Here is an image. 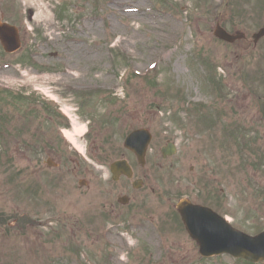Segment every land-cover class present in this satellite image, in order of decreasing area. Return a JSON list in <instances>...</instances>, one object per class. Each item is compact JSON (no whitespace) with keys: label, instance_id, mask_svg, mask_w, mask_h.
Masks as SVG:
<instances>
[{"label":"rangeland","instance_id":"rangeland-1","mask_svg":"<svg viewBox=\"0 0 264 264\" xmlns=\"http://www.w3.org/2000/svg\"><path fill=\"white\" fill-rule=\"evenodd\" d=\"M263 16L264 0H0L1 21L21 42L14 54L0 46V264H243L198 261L174 208L187 198L239 232L264 231V145L246 153L213 121L219 106L232 127L264 108V38L252 43ZM217 23L245 40H217ZM31 101L71 114L72 134L88 130L95 166L127 156L122 144L137 129L157 150L173 142L177 154L168 170L144 174L140 190L113 184L107 170H38L42 147L30 130L50 125ZM250 130L249 138L264 135ZM74 145L77 157L84 142ZM123 195L127 206L117 203Z\"/></svg>","mask_w":264,"mask_h":264},{"label":"water","instance_id":"water-1","mask_svg":"<svg viewBox=\"0 0 264 264\" xmlns=\"http://www.w3.org/2000/svg\"><path fill=\"white\" fill-rule=\"evenodd\" d=\"M214 36L225 42H233L235 39L241 38V35H237L235 37L229 36L219 27L215 29ZM262 36H264V30L259 32V34L256 35L254 39H258ZM0 41L7 52L15 50L19 46L16 30L6 25H0ZM141 134V132H136L131 135L127 139L126 145H130L134 140H136L135 138ZM201 210L203 209L197 208L195 211L196 214L189 212L186 213L185 209L183 208L180 210V214L190 235H192L193 226H195V222L198 220L204 224L207 223V220L209 219L213 222L220 221L209 211ZM221 229L223 230L224 234L214 237L216 240L215 246L210 244L211 240L214 243L212 235H206L201 231V229L197 230V236H195L193 233V237L200 244L202 252L206 251L207 249H215L218 253L228 254L233 258H244L253 262L264 259V233L256 238H248L236 232L234 233V231L232 232L228 229H223V226H221Z\"/></svg>","mask_w":264,"mask_h":264},{"label":"flooded vegetation","instance_id":"flooded-vegetation-1","mask_svg":"<svg viewBox=\"0 0 264 264\" xmlns=\"http://www.w3.org/2000/svg\"><path fill=\"white\" fill-rule=\"evenodd\" d=\"M45 110V109H44ZM46 112H48V110H45ZM50 112L48 113H45L44 111L41 112V114L44 116V118L46 120H49V123H50V127L49 129L51 130L52 134H44L46 131H44V129H40V135L36 138V140L38 142H41V143H49L50 145L49 146H46V147H43V153L46 155V159L48 157H53V158H60L58 156H61V157H65L66 156V159H67V162H72V167L69 168V167H57V163L55 164L54 163V169H57V170H83V171H88V170H110V165L113 163V161H111L110 165H108L107 167H95V168H92L90 165H86L83 161L81 160H77L71 155L72 152H71V149L69 146L66 145L64 139H63V136L60 135V127H64V123L62 122H57V119H53V116L55 114L54 110H50ZM59 121H63V120H60L58 119ZM43 128V127H41ZM54 128V130H53ZM56 129V130H55ZM55 132V133H54ZM170 142V141H167L165 145H167V143ZM154 144V143H153ZM152 142H150L148 148H147V151L145 152V156L143 158L142 161H138L137 158L130 152H126L129 156V159H125V155H121L118 160H115V161H125L127 164H128V167L129 168H121V170H131L132 171V174H133V177L131 180L127 179L125 176H121L119 178V183L121 186H123L124 188H126L128 185H132L134 181L137 180L138 182V186L140 187V189L144 188L145 186V178L144 174H146L147 172L149 173V170H168V167L166 166L167 164V160H169L170 158L174 157L171 156V157H166L164 158L163 155H162V148H164V152H166V154L169 152V150L166 149L167 146H161L159 147V149L157 150L154 146H153ZM89 154V157L91 158L92 155L90 152H88ZM57 156V157H56ZM94 159H98L94 156ZM114 161V162H115ZM98 163L99 160H98ZM50 164V163H48ZM165 165V166H163ZM173 169L172 167H170V170ZM193 170V169H191ZM122 174V173H120ZM137 176V177H136ZM121 182H124L125 184H121Z\"/></svg>","mask_w":264,"mask_h":264},{"label":"bare ground","instance_id":"bare-ground-1","mask_svg":"<svg viewBox=\"0 0 264 264\" xmlns=\"http://www.w3.org/2000/svg\"><path fill=\"white\" fill-rule=\"evenodd\" d=\"M84 129L81 130V132L83 131Z\"/></svg>","mask_w":264,"mask_h":264}]
</instances>
